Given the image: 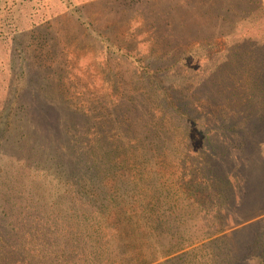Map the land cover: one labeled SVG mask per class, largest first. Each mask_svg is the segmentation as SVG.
<instances>
[{
    "label": "rangeland",
    "instance_id": "374dc122",
    "mask_svg": "<svg viewBox=\"0 0 264 264\" xmlns=\"http://www.w3.org/2000/svg\"><path fill=\"white\" fill-rule=\"evenodd\" d=\"M206 134L239 153L230 166L243 173H223L245 175L255 195L230 243L242 264H264V0H0V240L16 249L3 259L39 264L40 246L68 227L72 194L87 199L84 214L111 209L94 226L141 212L158 232L43 264H140L170 240L185 248L153 264H221L230 245L204 199ZM106 148L111 167L95 158ZM49 159L81 161L89 176L70 181ZM223 204L224 218L236 212Z\"/></svg>",
    "mask_w": 264,
    "mask_h": 264
},
{
    "label": "trees",
    "instance_id": "16d2710c",
    "mask_svg": "<svg viewBox=\"0 0 264 264\" xmlns=\"http://www.w3.org/2000/svg\"><path fill=\"white\" fill-rule=\"evenodd\" d=\"M207 136H208L207 134L206 136H204V142L202 144V148L197 151H198V156L202 158L201 164H203V169L206 171V172L204 171L203 173L205 174L207 173L206 174L207 181L204 185L205 186L204 190L206 191L204 199L207 198V205L209 206L211 205V207H214L217 210L216 215H213V218L216 220L218 219L219 221L223 219L222 220L223 225L220 228V231L215 232V234L216 235H218L219 233L223 234V236H221L222 237L221 241H224L230 245L229 249L226 252L228 258L222 261L221 264H242L241 263L243 260V257L241 255L242 249H239L235 245H232L230 242H234L235 239H239L242 237V233L243 231H245V228L239 227L238 230L236 231H233V228L239 225H242L240 223H246L247 220H244V219L240 220L241 217H239L238 213L242 211L243 209L242 206L247 200V198H249L250 195L255 197V195L250 191V187L248 186V182H247L245 175L240 174L239 176L237 175L231 176L229 174L225 175L226 171H224L225 173H223V165L227 167V166L232 165L231 163H239L241 161V158H239L240 156L239 153L238 154L234 153V155H231V150L228 147L226 146L221 147L219 144L213 143L212 140H210ZM236 149H239V150H233V151L239 152L240 150H242L243 152L242 154L247 152V150L243 148H236ZM111 152L112 151L108 148L103 149V152L99 151L98 153H95L96 155L95 158L97 159L99 156L100 164H102L103 166L111 167L112 165L111 160L114 159ZM68 154H70V158H71V157H74L75 153L73 151H68V153L66 154V157L68 156ZM77 154L78 156L81 155L80 153H76L75 155ZM224 154L227 155L226 159H224ZM63 156H65L64 153H63ZM204 159H205V163H204ZM49 160L51 163L53 162L54 164L57 165L56 169H58V166H61L63 170L65 171L68 170V172H70L69 173L70 177L68 176L70 181L71 180L73 181V179L83 180L84 177L89 176L85 174L90 171L89 168H86V167L81 168L79 166L81 161L80 163L71 161L69 162L70 164L69 163L65 164V160H62V161H59L57 159L56 160L49 159ZM242 166L243 164L240 163V165H233V166L228 167V170L230 168L239 169V171L243 173V171L240 170ZM51 180H54V178H52ZM58 181L65 182V180L63 179H60ZM65 189L68 190L66 187L63 188L64 191ZM238 193L241 194V197L237 195ZM64 199L67 205L65 206L68 207L73 212V214L70 213V217L66 219L65 221L68 227H66L65 229L64 227H61V230L63 231L62 239L56 241V243L52 242L51 246L48 244V246H50L49 248L45 247L44 245L40 246V250L44 254H39L37 256L36 260L39 264L47 263L50 261V256H47V255L52 256L51 261H54L53 260L54 257H57V261H58L62 259L64 255L67 253L71 255L73 254L75 258H78L79 256L87 253L89 249L93 248V247H90L91 245L99 246L98 244L100 243V240L108 239L107 236H109V242L106 243V251L111 249L114 246H119L118 243H121V242H124L125 245L138 246L139 242L136 241V235L138 237V240L139 239L141 240L143 237L142 233H144V231H146L147 233H151V234L158 232L157 229H153L155 232L149 229L148 223H149L150 216L148 215V218H146L145 216H142L143 213L141 212L139 213V215H134V214L132 215V214H127V213L124 215L116 214L117 218H114L112 216L110 217L108 215V218L105 220V222L103 221L104 225L106 226L109 225L108 227H104L103 229L101 226L97 224L96 226H94L93 223H90V220H92L93 217H97L101 220L105 216H107V214H109L111 211V209H106L105 203L104 205L102 204L103 208H101L104 211L97 210V212L94 215V214H84L85 211L83 210V207L88 206L87 199L85 198L77 199V197L72 194L64 195ZM221 203H224L223 205L227 206L225 208L230 207V210L235 209L236 212L234 211L235 213L234 212L226 213L227 216L224 218L225 210L219 208V205ZM115 204L117 206L116 200H115ZM121 204H124V199L122 200ZM93 210L95 209L93 208ZM52 211L53 210H51V212ZM119 211L120 210H118V212ZM47 212L50 213V211H47ZM41 215H43V213ZM246 215H247V212H246ZM88 224L91 225V227ZM53 226H55V224H53ZM127 229L131 230V236H127L128 235L127 232L126 233L122 232V231L125 232V230ZM55 230L56 229L50 228L52 236L55 234ZM136 231L138 232L136 233ZM133 234L135 235V237H133ZM216 235H211V236L209 235L210 237L209 238L207 237V239H210L212 236H216ZM78 236L80 239H78ZM159 237L160 235H156L153 238V241L154 242L156 241L158 245L159 243L156 239ZM0 242H1L0 256L14 254L13 252H16V249L13 246L7 245L2 240H0ZM61 242L62 244H60ZM218 242H220V239L217 238L215 240L210 241L205 247L208 248L211 246H216V243ZM140 244L142 245L141 242ZM168 244H169V249H167L166 251H164L163 249L164 251V252L162 251L163 253H161L157 249L158 246L156 245H155L156 247L150 248V250H148L149 253L152 254V253L158 252L159 255L153 256L150 259H147L145 261H141L140 264H153L157 261L162 260V258L169 256V255H173L174 253L181 251L182 249L185 248L183 244L179 248L178 247L175 248L174 243L171 240L168 242ZM193 244H195V242L191 243L187 247L192 246ZM63 245H64V248H62ZM79 245H86V247H80ZM175 245L177 244L175 243ZM205 247L200 246L199 248H194L191 252L185 253L186 255L185 254L184 255L187 256L189 254H196L199 252H200L199 254H201L205 250L204 249ZM95 252H99V254H101L100 249L98 247H96ZM204 254L205 256H208V252H204ZM229 255H232V257H230ZM3 258L5 257H0V264H23L22 262L23 259L14 260V258H9L5 260ZM177 259H180V258H175L170 261L172 263ZM65 261L66 260H64L63 262ZM159 264H165V262L163 263L161 262ZM244 264H246V260Z\"/></svg>",
    "mask_w": 264,
    "mask_h": 264
}]
</instances>
